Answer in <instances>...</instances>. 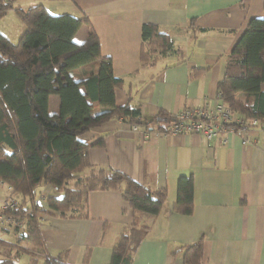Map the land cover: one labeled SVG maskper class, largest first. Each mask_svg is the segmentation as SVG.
<instances>
[{
  "label": "crops",
  "instance_id": "0c3cea01",
  "mask_svg": "<svg viewBox=\"0 0 264 264\" xmlns=\"http://www.w3.org/2000/svg\"><path fill=\"white\" fill-rule=\"evenodd\" d=\"M35 4L54 15L84 13L89 18L73 42L80 44L95 31L101 54L111 59L114 75L124 80L116 91L117 104L129 98L138 101L145 118L158 111L175 115L190 106L212 104L227 64L243 60L232 47L247 21L264 16V0L13 1L21 8ZM143 23L157 24L173 42V51L153 67H139ZM23 30L13 9L0 17V32L11 42ZM95 68L94 63L81 66L72 75L84 77ZM59 106V96L49 95V113H58ZM171 123L156 120L150 129L135 131L121 118L111 117L79 135L89 144L88 159L94 166L167 190L162 211L152 219L139 218V225L148 228L132 264H183L182 251H171L199 238L201 264H264V127L250 129L249 143L242 145L232 134L225 144L221 138L171 134ZM161 125L165 128L156 130ZM99 140L102 143L94 145ZM189 173L194 178L193 211L185 215L174 211L173 203L178 177ZM57 193L43 186L37 201L46 208V197ZM4 194L0 187V199ZM87 215H42L39 228L48 254L67 251L70 264H108L113 246L133 222L132 211L119 191L96 190L88 193ZM9 233L0 230V239Z\"/></svg>",
  "mask_w": 264,
  "mask_h": 264
},
{
  "label": "trees",
  "instance_id": "16d2710c",
  "mask_svg": "<svg viewBox=\"0 0 264 264\" xmlns=\"http://www.w3.org/2000/svg\"><path fill=\"white\" fill-rule=\"evenodd\" d=\"M13 1L0 0V17L13 9L24 30L16 42L0 32V180L12 186L18 201L4 213L25 219L26 230L16 234L13 242L0 239V264H70L67 251L55 256L46 251L40 217L87 218L88 193L111 189L121 193L133 222L113 246L108 264H132L148 228L139 225V218L159 214L167 190L151 189L117 170L94 166L88 159L89 144L79 135L111 117L147 130L156 120L169 124L174 115L158 111L155 117L145 118L138 101L129 98L117 104L116 91L123 88L124 80L114 75L111 59L101 54L95 31L80 44L72 40L82 25L90 23L84 13L54 15L42 4L21 8ZM140 33L139 67H153L173 51L170 34L157 24L143 23ZM232 53L242 54L243 60L227 64L217 91L234 114L256 119L264 127V16L247 21ZM91 63L96 68L86 76L72 75ZM51 94L60 98L56 114L48 111ZM193 185L192 173L178 177L173 203L177 213H192ZM43 186L58 192L46 197V208L37 201ZM202 250L199 238L171 254L182 251L183 264H201ZM25 253L28 259L21 263Z\"/></svg>",
  "mask_w": 264,
  "mask_h": 264
},
{
  "label": "built area",
  "instance_id": "2783aa9c",
  "mask_svg": "<svg viewBox=\"0 0 264 264\" xmlns=\"http://www.w3.org/2000/svg\"><path fill=\"white\" fill-rule=\"evenodd\" d=\"M259 125L256 119L234 114L225 104L221 93L217 91L212 104L190 106L175 114L169 133L193 134L207 141L221 138L223 144L227 141L226 136L232 134L240 139L242 145H246L249 143L246 134ZM132 127L133 130H138L137 126ZM0 187L5 190L3 198L0 199V230L16 234L25 232V219L17 220L12 215L4 213L18 203L12 193V186L0 180Z\"/></svg>",
  "mask_w": 264,
  "mask_h": 264
},
{
  "label": "rangeland",
  "instance_id": "374dc122",
  "mask_svg": "<svg viewBox=\"0 0 264 264\" xmlns=\"http://www.w3.org/2000/svg\"><path fill=\"white\" fill-rule=\"evenodd\" d=\"M3 238H4L5 240L11 242V241H13V239H14V235H13L12 232H10V233L7 234L6 236H3ZM26 259H27V255H26V253H25V254H23V256L20 258V262H21V263H24Z\"/></svg>",
  "mask_w": 264,
  "mask_h": 264
}]
</instances>
